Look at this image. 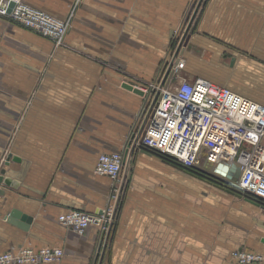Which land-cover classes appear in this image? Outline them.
Wrapping results in <instances>:
<instances>
[{"label": "crops", "instance_id": "0c3cea01", "mask_svg": "<svg viewBox=\"0 0 264 264\" xmlns=\"http://www.w3.org/2000/svg\"><path fill=\"white\" fill-rule=\"evenodd\" d=\"M25 1L73 17L60 46L0 17V173L14 180L0 183V253L60 246L58 264H235L236 249L264 256V206L141 150L103 250L98 227L79 234L61 223L69 209L107 205L113 180L96 172L98 158L125 150L145 100L124 82L162 73L196 0ZM197 23L233 48L235 74L247 67L250 80H263L264 0H207ZM9 154L18 159L7 164ZM14 209L33 217L28 230L9 221Z\"/></svg>", "mask_w": 264, "mask_h": 264}, {"label": "built area", "instance_id": "2783aa9c", "mask_svg": "<svg viewBox=\"0 0 264 264\" xmlns=\"http://www.w3.org/2000/svg\"><path fill=\"white\" fill-rule=\"evenodd\" d=\"M0 17L60 46L65 44L73 11L59 18L25 0H0ZM185 64L177 57L173 75L166 66L152 81L133 84L145 92V100L130 147L203 176L220 163L236 166L237 193L264 206V104L208 78L182 76ZM124 151L102 153L96 164L98 174L113 180L107 205L99 212L69 209L59 215L63 225L79 234L90 226L107 231L113 225L126 170ZM63 255L60 246L22 247L0 253V264H58ZM233 258L235 264H264L263 254L247 249H236Z\"/></svg>", "mask_w": 264, "mask_h": 264}, {"label": "rangeland", "instance_id": "374dc122", "mask_svg": "<svg viewBox=\"0 0 264 264\" xmlns=\"http://www.w3.org/2000/svg\"><path fill=\"white\" fill-rule=\"evenodd\" d=\"M204 0H196L193 6V10L188 13L183 26L180 28L179 33L173 38L174 46L170 52V57L163 62V67L169 65L172 61L173 53L179 50V57H182L188 48L189 56H186V68L180 69V73L189 75H200L202 77L211 79L217 83H223L229 85L233 90L250 96L264 103V64L258 66L260 74L263 73L262 81L250 80L249 69L243 67V73L246 76H238L239 73H234V67L230 65V61L234 56L235 51L230 45L223 48L217 41L216 34H210L200 31L198 29V23H196L197 17H199V10L207 3ZM199 20V19H198ZM195 27L192 32L189 30ZM188 32L187 35H185ZM177 64V63H176ZM175 64V65H176ZM183 70V71H182ZM255 72V71H254ZM120 198V197H119ZM118 203L115 213L118 211ZM227 222L229 217H226ZM114 224V223H113ZM113 226V225H112Z\"/></svg>", "mask_w": 264, "mask_h": 264}, {"label": "water", "instance_id": "95a60500", "mask_svg": "<svg viewBox=\"0 0 264 264\" xmlns=\"http://www.w3.org/2000/svg\"><path fill=\"white\" fill-rule=\"evenodd\" d=\"M207 0H204L203 2L206 3ZM202 12V8L199 10L198 14L199 16L201 15ZM199 17H197L196 19V23L198 22ZM194 26L189 30L190 32H192L194 30ZM188 32L185 34L187 35ZM179 55V50L178 52L176 51L175 54L173 55L172 61H170L168 68H167V73L169 75H173L174 70H175V64L177 63V57ZM124 87H126L127 89L132 90L133 92L141 95L144 97L145 92L140 88L137 87L135 85H133L132 83L129 82H124ZM131 142H128L127 148L124 151V158L126 161V170H125V174H124V185L126 183V179L128 174L130 173L131 170V162H132V155L134 154L136 148L134 145H132L130 147ZM13 160H17L18 158L12 154H9L7 157V161L6 163L8 164L10 159ZM207 179H209L211 182H214L215 184L227 188L228 190L237 193V189H238V185H237V180L238 177L240 175V169L236 166H228L225 164H218L217 167L214 169V172L209 171L208 173H206ZM0 183H3L7 186H14V180L8 176H6V168L3 167L1 169V173H0ZM238 195H240L239 193H237ZM19 218L22 219V221H19ZM33 220V217L27 213H23L17 209H14L9 217V221L17 224L19 227L28 230L30 227V224ZM113 226H111L107 231L103 230L102 231V235H101V241H100V246H99V250H103L104 248V244L106 242V239L108 237V235L111 233ZM97 261V259L95 260V262Z\"/></svg>", "mask_w": 264, "mask_h": 264}]
</instances>
